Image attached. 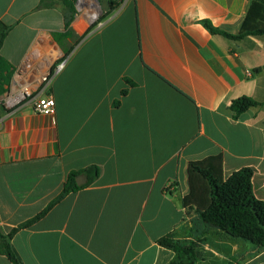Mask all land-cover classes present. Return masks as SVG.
<instances>
[{
  "label": "crops",
  "instance_id": "obj_1",
  "mask_svg": "<svg viewBox=\"0 0 264 264\" xmlns=\"http://www.w3.org/2000/svg\"><path fill=\"white\" fill-rule=\"evenodd\" d=\"M252 1L122 0L38 87L89 26L74 15L60 42L71 14L64 0H0V59L55 100L54 116L31 98L0 106L1 232L39 215L71 171L101 168L15 232L21 264H170L175 253L158 244L169 233L206 236L198 248L215 264H264V247L204 227L183 206L189 163L216 155L225 179L252 168L264 201V35L233 39L203 24L237 35ZM242 96L258 104L234 118ZM0 264L12 263L0 254Z\"/></svg>",
  "mask_w": 264,
  "mask_h": 264
},
{
  "label": "trees",
  "instance_id": "obj_2",
  "mask_svg": "<svg viewBox=\"0 0 264 264\" xmlns=\"http://www.w3.org/2000/svg\"><path fill=\"white\" fill-rule=\"evenodd\" d=\"M69 7L70 17L66 21L67 31L60 38L71 36L70 24L76 12V0H64ZM118 0H109V12H111ZM102 17L99 21L103 20ZM204 26L214 34H222L229 38L240 39L245 36L264 35V1L253 0L250 10L244 19L237 35L228 34L213 27L210 22L204 21ZM80 36L75 44L65 49V54L59 62L65 60L88 33ZM5 32L3 33V36ZM13 71L0 59V95L6 91L10 84ZM126 83H134L125 78ZM127 90H122V96ZM258 102L250 97L242 96L232 101L231 110L234 118L247 111ZM119 105V100L114 102ZM101 175V168L90 165L80 170L71 171L68 174L62 192L39 215L19 225L9 234L4 235L0 230V254L5 255L12 264H21L12 248V238L20 228H25L42 218L55 204L72 192L84 189L93 184ZM82 176L83 184L78 185L76 179ZM253 169L245 167L233 172L227 179L223 176V158L221 155L209 156L201 160L191 161L188 165L189 193L183 198V206L194 210L201 225L215 229L228 239H239L251 243L257 249L264 247V201L254 195L252 187ZM158 244L172 250L175 259L170 264H201L198 244L193 240L176 239L174 233H169L158 240Z\"/></svg>",
  "mask_w": 264,
  "mask_h": 264
},
{
  "label": "rangeland",
  "instance_id": "obj_3",
  "mask_svg": "<svg viewBox=\"0 0 264 264\" xmlns=\"http://www.w3.org/2000/svg\"><path fill=\"white\" fill-rule=\"evenodd\" d=\"M118 1L120 2L122 0H118ZM98 2H97V0H76V3H75L76 12L74 15L77 16V18H80L79 24L86 25V26L88 25L89 28L91 26H93L94 24H97L95 27H93L92 30H94L96 27H98L102 22H104L106 20V18L108 17V14H109V11H108L109 10V0L108 1L98 0ZM102 17H104L103 20L99 21ZM84 18H87L86 23H85ZM61 44H63V43H61ZM70 47H71L70 45H68L65 48L63 47V54L57 59V61H54V64H52L50 69L43 72V74L39 78L38 84H40V85L38 87L43 86L44 82L42 83V78L44 76L49 77V75L52 74L53 70L60 63L59 60H61L63 58V56L65 54V49L66 48L69 49ZM49 72H50V74H49ZM47 74H49V75H47ZM23 77L24 76H22L21 72H16L15 70L13 71V75H12L10 84L6 87V91L1 96V99H0V106L1 107H4L5 105L8 104V99H10V98L14 99L16 97V95H15L16 93L18 94L20 91L23 92L25 89L27 91L32 92V94L35 95L34 91H35L38 84L34 83V84L29 86V85H27L26 81H28L30 79L27 80ZM19 81L26 84V85L23 84L24 87L22 89L20 86H18ZM11 90H14V91L11 92ZM21 98H23V96ZM197 242L205 245V244H207L206 243L207 237L206 236H202V237L199 236V237H197ZM198 251L200 252L202 264H215L216 263V261L214 259H211L209 257H205L204 250L202 247L200 249L198 248Z\"/></svg>",
  "mask_w": 264,
  "mask_h": 264
},
{
  "label": "built area",
  "instance_id": "obj_4",
  "mask_svg": "<svg viewBox=\"0 0 264 264\" xmlns=\"http://www.w3.org/2000/svg\"><path fill=\"white\" fill-rule=\"evenodd\" d=\"M64 62H60L56 68L53 70L52 74H47L49 75V77L44 76L42 78V83L44 82L43 86L47 85V83L50 82L52 75L56 74L57 72H59L62 68H63ZM23 95V98H20L12 103L11 99H8V104H17L18 102L22 101V100H26L28 98H31L33 100V105H34V109L36 112L38 113H42L45 115H49V116H54L55 114V100L51 95H47V96H42V95H33L32 92L27 91L26 89L21 92ZM17 95V93L15 94Z\"/></svg>",
  "mask_w": 264,
  "mask_h": 264
},
{
  "label": "water",
  "instance_id": "obj_5",
  "mask_svg": "<svg viewBox=\"0 0 264 264\" xmlns=\"http://www.w3.org/2000/svg\"><path fill=\"white\" fill-rule=\"evenodd\" d=\"M97 2H98V0H97ZM98 3H99V2H98ZM91 23H92V22H91ZM76 181H77V184H78V185H81V184H83L84 179H83L82 176H79V177L76 179Z\"/></svg>",
  "mask_w": 264,
  "mask_h": 264
},
{
  "label": "bare ground",
  "instance_id": "obj_6",
  "mask_svg": "<svg viewBox=\"0 0 264 264\" xmlns=\"http://www.w3.org/2000/svg\"><path fill=\"white\" fill-rule=\"evenodd\" d=\"M19 98H21V97L20 96L16 97L15 99H12L11 101L14 102V101L18 100Z\"/></svg>",
  "mask_w": 264,
  "mask_h": 264
}]
</instances>
